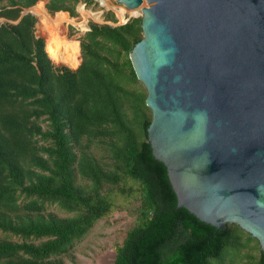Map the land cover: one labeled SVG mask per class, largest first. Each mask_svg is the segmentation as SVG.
<instances>
[{"label": "trees", "instance_id": "16d2710c", "mask_svg": "<svg viewBox=\"0 0 264 264\" xmlns=\"http://www.w3.org/2000/svg\"><path fill=\"white\" fill-rule=\"evenodd\" d=\"M39 1L49 14L75 17L78 3L94 0H0L7 20L0 25V264H64L73 243L112 211L113 189L126 195L128 182L139 199L137 222L113 264H224L228 251L235 257L259 245L237 225L216 230L177 208L167 170L152 155V113L129 59L143 37L141 17L91 23L79 43L63 38L76 61L71 70L52 63L35 36L36 17L22 15ZM46 203L70 216L43 214ZM255 264H264L260 249Z\"/></svg>", "mask_w": 264, "mask_h": 264}, {"label": "water", "instance_id": "95a60500", "mask_svg": "<svg viewBox=\"0 0 264 264\" xmlns=\"http://www.w3.org/2000/svg\"><path fill=\"white\" fill-rule=\"evenodd\" d=\"M114 1L141 13L129 59L177 208L264 254V0Z\"/></svg>", "mask_w": 264, "mask_h": 264}, {"label": "rangeland", "instance_id": "374dc122", "mask_svg": "<svg viewBox=\"0 0 264 264\" xmlns=\"http://www.w3.org/2000/svg\"><path fill=\"white\" fill-rule=\"evenodd\" d=\"M101 2V0H94L91 4L84 2L78 3L75 8V17H70L69 14L65 12L49 14L45 8L46 1H39L24 12L31 13L36 17L35 36L44 39L47 52L48 44L53 45V47L58 44L57 47L62 49L63 44H67L63 38L74 40L79 43L80 38L89 30L91 23L119 26L125 24L123 22L126 20L128 21L130 18L140 17V10H128L114 0H106L104 4L102 3L103 5H101ZM3 5L4 4H0V8ZM38 6L43 9L39 8L36 15L34 8ZM80 7L85 10L86 14L84 16L79 11ZM118 10L119 12H124L122 17H120ZM42 15L47 17L48 21L52 22L53 25L51 26L48 24L45 26L46 23L41 22ZM108 15L113 16V20H106L108 19ZM6 22L7 20L0 18V25ZM50 58L56 67H66L64 65L55 64L61 61L63 63V60L53 59L51 56ZM64 64L70 67L69 69L71 70H75L76 68V65L72 67L65 62ZM43 126L46 128V124H43ZM99 153L100 152H96L95 154L99 156ZM77 184L84 185L80 180H77ZM125 188L127 189L125 191L126 195L120 194L118 191L119 188L113 189L114 206L112 211L106 217L96 222L83 238L73 243L69 252L62 256L64 264H113L116 249L122 244L126 233L137 222L136 211L139 206V199L135 195L136 187L134 183L128 182ZM129 188H131V190H129ZM44 207L43 214L45 215L52 214L58 217L70 216V214L64 212L56 204L46 203ZM244 241L245 237H242L241 242L243 243ZM259 249V245L251 242L247 248L235 251V257H233L234 251H228L224 257L223 263L230 264L233 258L234 264H255V261L259 257Z\"/></svg>", "mask_w": 264, "mask_h": 264}, {"label": "bare ground", "instance_id": "6f19581e", "mask_svg": "<svg viewBox=\"0 0 264 264\" xmlns=\"http://www.w3.org/2000/svg\"><path fill=\"white\" fill-rule=\"evenodd\" d=\"M101 4L105 3L106 0H101ZM102 4V5H103ZM80 13L84 16L86 13H85V10L83 8L80 7L79 9ZM119 12V10H118ZM123 11H120L119 12V15L120 17L123 16ZM124 20V19H122ZM41 22L43 23H46L45 26H47L48 24H50L51 26L53 25L52 22H49L47 17H45L44 15L41 16ZM57 22V21H56ZM124 23V22H123ZM46 28H49V27H46ZM58 44L54 45H51V44H48L47 46V52L48 54L53 58V59H58V60H63V63H67L68 65L70 66H75L76 65V61H75V58L72 54V48L68 45V44H63V47L62 49L58 48L57 47Z\"/></svg>", "mask_w": 264, "mask_h": 264}, {"label": "built area", "instance_id": "2783aa9c", "mask_svg": "<svg viewBox=\"0 0 264 264\" xmlns=\"http://www.w3.org/2000/svg\"><path fill=\"white\" fill-rule=\"evenodd\" d=\"M126 21H127V20H126ZM126 21H125V22H126Z\"/></svg>", "mask_w": 264, "mask_h": 264}]
</instances>
